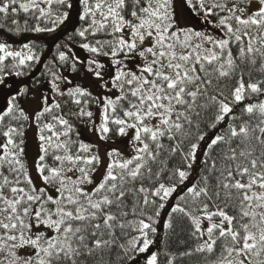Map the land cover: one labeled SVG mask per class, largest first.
Instances as JSON below:
<instances>
[{"label":"snow or ice","instance_id":"6c2138e0","mask_svg":"<svg viewBox=\"0 0 264 264\" xmlns=\"http://www.w3.org/2000/svg\"><path fill=\"white\" fill-rule=\"evenodd\" d=\"M69 23L0 40V264H264V0H0Z\"/></svg>","mask_w":264,"mask_h":264},{"label":"trees","instance_id":"16d2710c","mask_svg":"<svg viewBox=\"0 0 264 264\" xmlns=\"http://www.w3.org/2000/svg\"><path fill=\"white\" fill-rule=\"evenodd\" d=\"M72 29V24L69 23L67 25L66 30H61L58 29L56 33L52 34H32V33H27L24 36H14L8 33L0 34V40H9V42H15V46H19L23 42H28L30 39H36L42 48L45 46H53L54 43H61L64 39V35L66 31H71ZM37 76H39V72L36 73ZM10 80H15L14 77L10 78ZM5 92L9 91V89H5Z\"/></svg>","mask_w":264,"mask_h":264},{"label":"rangeland","instance_id":"374dc122","mask_svg":"<svg viewBox=\"0 0 264 264\" xmlns=\"http://www.w3.org/2000/svg\"><path fill=\"white\" fill-rule=\"evenodd\" d=\"M86 135H87V133H86ZM29 141H30V143H29L30 153L34 154L35 153V144L31 139V133L29 134Z\"/></svg>","mask_w":264,"mask_h":264}]
</instances>
